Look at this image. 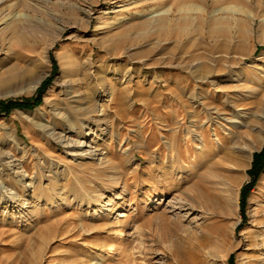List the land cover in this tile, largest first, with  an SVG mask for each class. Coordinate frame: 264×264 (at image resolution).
<instances>
[{
  "label": "rangeland",
  "instance_id": "374dc122",
  "mask_svg": "<svg viewBox=\"0 0 264 264\" xmlns=\"http://www.w3.org/2000/svg\"><path fill=\"white\" fill-rule=\"evenodd\" d=\"M16 65L32 73L13 90L16 95L0 97V122H8L31 150L47 152L64 174L55 191L49 190V201H27L23 208L0 203V264H230L231 258L234 264H248L250 258L264 264V170L242 209L243 190L252 185L250 171L264 143L252 161L245 163L242 152L234 190L228 192L222 172L209 177L232 198L227 211L205 204L220 202L212 201V185L201 176L205 170L236 167L221 160L233 144L223 131L218 129V144L209 135L214 126L209 131L204 126L209 152L176 167L181 179L173 180V166L161 162L162 136L169 138L176 124L182 137L192 126V115L205 122L204 108L212 115L229 106L247 117L264 113V0H0V73ZM39 75L33 90L29 81ZM241 76L246 82L239 81ZM39 94L41 104L31 110L7 112L1 104ZM191 94L204 108L195 105L193 110ZM227 95L235 99L226 100ZM91 102L98 105L95 116L104 107L109 125L116 127L113 141L106 135L94 146L95 160L107 158L108 167L117 164L104 174L100 162L72 160L56 140L45 142L35 121L27 118L41 111L52 120L55 109L78 118L73 108ZM239 139L245 149L247 139ZM199 163L206 166L198 172ZM77 181L78 190H88L82 198L96 191L106 197L124 193L125 199L101 219L93 216L99 209L94 206L85 216L88 203L79 207L69 193ZM42 185L49 187L47 181ZM30 194L19 191L20 200L37 201ZM65 196L68 202L61 201ZM22 210L23 217L14 218ZM223 235L229 243L221 247L218 237Z\"/></svg>",
  "mask_w": 264,
  "mask_h": 264
},
{
  "label": "bare ground",
  "instance_id": "6f19581e",
  "mask_svg": "<svg viewBox=\"0 0 264 264\" xmlns=\"http://www.w3.org/2000/svg\"><path fill=\"white\" fill-rule=\"evenodd\" d=\"M20 66L18 65L13 66L10 69H7L6 71L4 70L5 72L0 73V97H8L10 95H16L14 94L15 92H13V90L14 89L17 90L24 83V81L26 80V77L30 74V72L32 73L31 70L27 69L26 71L22 69ZM41 78H42V75H39L37 76L35 81L33 80H32L33 82L29 81V83L34 84V86L32 87L33 90L36 89L35 88L37 86L36 84L39 83L38 81ZM242 78H240L239 81L246 82L245 78L243 79ZM61 87L65 93V96L68 97L70 101H72L74 97H71L72 93L69 91L68 86H66V84L61 82ZM115 92L116 90L112 89L111 98L114 97ZM184 92H186V90L184 91L183 89V93ZM205 95L208 96V93H205ZM211 95L213 96L212 93L210 94V96ZM207 96H202V98L207 97ZM100 97L102 96H99V98ZM188 99H191V102H193V105H194L193 110L195 109L197 105H203L202 107L204 108L205 103L199 102V100L201 99L197 98V96H194V94H191ZM229 99L232 100V99H235V97L234 96L231 97L230 95H227L226 100H229ZM124 100H127V99L123 98V101ZM97 103L93 102L91 105H88L85 108H82V107L73 108L74 110L73 112L78 118H76L74 115H69L67 113V110L64 111L61 109H55L54 113L51 111L53 113L52 120L47 119L48 116L46 114L41 113V111L29 113L27 118H29V120L31 121H35L34 124L36 125V128H38V130L40 131L41 138L45 142L50 144V139L56 140L63 147L64 153L67 156L71 157L72 160L94 161L97 155V152H98L97 150H95L94 146L96 144H99L100 141L104 139L103 137H105L106 135H110L112 141L116 137L115 124L110 122V125H109L108 122L110 118H109L108 113H106V110L104 109V107H103V110H100V113L98 114V116H95V111L96 109L98 110ZM231 104H234V103H231ZM228 105H230V103ZM203 110H204L203 113L206 114L205 115L206 121L200 122L197 115H192V120H191L192 126L191 128L187 129L186 132L182 134V137H180V134H181L180 127H176V124H175V127L173 126V128H171L170 126H167V127H170L169 129L170 136L169 138H165L164 136H162V138L165 139L166 141H164L162 144L164 145L165 154L162 155L161 162L162 164L163 163L167 164L165 166L167 168H171L173 166V170L171 169L172 171L171 174L173 175L174 178L172 179L179 180L181 179V175H180L181 171L180 170L178 171L176 167H180V168L184 167L189 161H193L192 159H194L193 162H195L197 159V156H199L198 155L199 152L204 151L206 154H208L209 152L208 138H207L208 133H206L204 126L207 125V128L209 127L208 131L211 127L214 126V129H213L215 130L214 134L213 135L209 134V135L212 138L216 137V141L218 142V144L220 143V139L218 137L219 136L218 129H219V132L223 131L224 132L223 134L228 135L229 138L233 140V144L230 147L231 148L230 152L221 154L222 156L221 160L232 164L233 167L236 166L234 167L235 169L224 166L220 169L217 168L218 172L217 171L213 172L212 170L214 169H212L210 171L205 170V175L201 173L199 174H201V176H204L203 178L204 184L212 185V188H211L212 192H210L212 194L209 195L212 201L218 200L220 202V203H205V204L212 205V206L217 205L219 209L227 211V209L230 208V206L234 205L232 198L224 190L223 187L218 188L217 185H213L214 182L212 184V181L209 179V177H212V176L217 177L218 176L217 173L218 174L223 173L224 179L227 178L226 181L228 182V185H229L228 192L234 190L239 185V178H238L239 168L238 167L241 166L242 152L245 153V161H246L245 163H247L248 161H252L253 152L260 145L264 143V113L260 115L256 113V115L254 114V115H251L250 117H247V114L240 113L239 110H235V109L233 110L232 107L229 106V109L225 113L216 110L213 114L214 115L213 117V115L210 114L211 111H207V109L205 108ZM169 111H172V110H169ZM258 111H260L259 108H258ZM227 114H230L229 116L231 117L230 118L227 117ZM37 118H40L41 120L38 122L36 121ZM60 120H63L62 126L64 128L62 129L61 133L57 131L59 134H56V130L58 129V125H59L58 122H60ZM92 136L94 137L93 139H91ZM241 136H244V138L247 139L246 144L243 141V143L245 144V149L241 148L240 146L241 143L236 142ZM240 142L242 141L240 140ZM177 147L179 148L177 149ZM192 149L193 150L196 149L195 154L193 156L190 154V151ZM205 156L208 157V155H205ZM163 157H164V161H163ZM95 161L100 162L97 164V166L100 167L99 171L101 174H104L107 171V169H112L114 171L117 168V164H114L112 162L111 163L114 165H112V167H108L109 166L108 162L110 161L107 162V158H103V159L98 158ZM203 162L207 165L205 161ZM198 166H199L198 168V172H199L201 169H203L204 165L199 163ZM60 168H61V165L54 162L53 159H51L50 155L47 154V152H40L39 150H36V149L31 150L29 145L25 141H22L17 137L16 130L8 122L6 121L0 122V203H21L20 207L23 208L26 205L27 201H29L28 203L30 204L40 203V202H43L44 200L49 201L50 200L49 198L53 197V195L49 192L55 191L56 189L55 183H58L61 179L60 178L61 175L64 174V171H60ZM210 168H213V167L210 166ZM197 176L199 175L197 174ZM44 181H47L49 183V187L48 186L45 187L42 185ZM79 183H80L79 181L73 183L74 185H72V188L70 189L69 193L71 195L72 194L75 195L72 201H75L74 203H78L79 207H80V204H84L85 202L88 203V210L85 213V216L89 214V210H91V207L94 206V207H98L99 209L97 211H93L95 212L93 216L95 215V217L101 219L104 214L111 213L114 211L115 207L119 203L118 201H122L125 199L124 193L120 195L118 194L112 195V193L111 194L109 193V196L106 197L105 193L97 194L96 191L90 192L88 195V199L82 198L83 195H85V193L88 190H86L85 187H81V190H78L79 188L77 186ZM170 190H171V187H170ZM19 191H22L24 194L27 192H30L31 194H33V197H35L37 201L30 202V200H28L29 197L21 201L19 197L20 196ZM153 191L156 192L157 190L153 188ZM38 193H42L41 197L37 196L39 195ZM151 195L152 194L150 192V196ZM58 196H60V193H57V197ZM260 198H262V196H260ZM104 199H108L107 202H105ZM68 200H69V197L67 196H65L64 198H61V201L68 202ZM97 203L99 204L101 203L102 205L99 206V204ZM69 205H72V204H69ZM23 214H24V210L14 213V216H15L14 218H21L23 217L22 216ZM28 215L29 214H26V216ZM122 217H125V215ZM238 226H239V223H236L233 228L234 231L237 230ZM221 237L222 238L218 237L219 241L221 242L220 246L221 247L226 246L229 243V237L227 235H223ZM224 241L225 243H227L226 245L224 244ZM248 264H257V262L255 259L250 258Z\"/></svg>",
  "mask_w": 264,
  "mask_h": 264
},
{
  "label": "trees",
  "instance_id": "16d2710c",
  "mask_svg": "<svg viewBox=\"0 0 264 264\" xmlns=\"http://www.w3.org/2000/svg\"><path fill=\"white\" fill-rule=\"evenodd\" d=\"M1 104H5L4 109L7 112L11 111L14 108L31 110V109H33L36 106H39L41 104V96L39 94L37 97H35L33 99H24L22 101H10V102L1 103ZM260 159H261V162L258 164V161ZM263 170H264V149H263V151L260 154H256L255 155V159H254V162H253V168L250 171V174L253 175V181H252V185H249L248 187H246L243 190V194H242V209H244V207H245L246 197H247L248 191L253 187V184L258 179V177L260 176V174H261V172ZM230 264H234L233 263V258L230 259Z\"/></svg>",
  "mask_w": 264,
  "mask_h": 264
}]
</instances>
